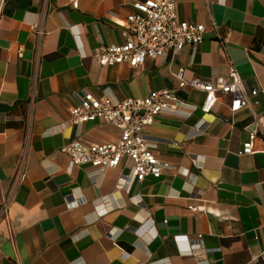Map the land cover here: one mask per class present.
<instances>
[{
  "label": "crops",
  "instance_id": "crops-1",
  "mask_svg": "<svg viewBox=\"0 0 264 264\" xmlns=\"http://www.w3.org/2000/svg\"><path fill=\"white\" fill-rule=\"evenodd\" d=\"M72 1L0 0V204L23 169L0 220V264H264V0H179L178 20L205 25V39L138 68L103 67L94 55L124 43L121 27L143 0ZM230 66L258 95L235 114L227 98L203 113L204 93L183 81L212 82ZM164 89L190 114L161 115L145 132L172 169L125 186L128 160L96 180L70 167L65 145L119 137L102 123L70 126L77 96ZM247 143L254 154L241 156Z\"/></svg>",
  "mask_w": 264,
  "mask_h": 264
},
{
  "label": "built area",
  "instance_id": "built-area-1",
  "mask_svg": "<svg viewBox=\"0 0 264 264\" xmlns=\"http://www.w3.org/2000/svg\"><path fill=\"white\" fill-rule=\"evenodd\" d=\"M178 2L179 0L135 1L133 13L121 27L124 43L99 48L94 55L95 61L103 67L127 64L131 68H138L148 59H166L174 56L186 46L195 49L205 39L208 29L203 24L180 22L177 18ZM72 5L77 8L78 2L73 0ZM1 10L0 6V15ZM212 30L225 47L227 41L214 22ZM42 36L43 33L39 31V41ZM18 55L22 57V49H19ZM178 77L181 79V75ZM183 88L204 93L205 101L201 111L205 114L211 113L221 98H227L232 113H238L250 106V96L256 97L259 93L258 90L250 94L247 92L233 66H230L227 77H219L212 82L200 79L189 83L183 81ZM77 98L78 105L70 109L67 122L70 126L102 123L116 128L119 137L116 141L106 144L89 145L75 141L65 145L60 152L69 158L70 167L85 166L88 169L87 175L96 180L108 171L120 168L123 161L128 160L131 163V171L127 176H123L125 186L135 182L141 183L148 177L159 179L164 171L172 169L170 165L158 159L154 145L145 132L161 115L185 119L190 117V114L184 115L181 112L184 104L176 91L164 89L152 92L143 99L125 101H116L110 97L96 98L89 93ZM252 154V143L245 144L240 155ZM22 176L21 164L11 193L0 204V220L7 219L14 189ZM188 210L197 213L201 208L189 206ZM136 233L140 234L141 231L137 230ZM201 240L202 236H199L196 245L190 249V254L195 253L194 248L201 247Z\"/></svg>",
  "mask_w": 264,
  "mask_h": 264
}]
</instances>
